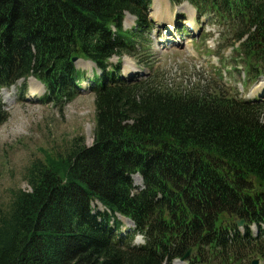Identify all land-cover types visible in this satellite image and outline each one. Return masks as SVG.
<instances>
[{
  "label": "trees",
  "instance_id": "16d2710c",
  "mask_svg": "<svg viewBox=\"0 0 264 264\" xmlns=\"http://www.w3.org/2000/svg\"><path fill=\"white\" fill-rule=\"evenodd\" d=\"M149 1L0 0V88L32 76L60 106L84 78L74 58L103 71L93 79V145L75 138L62 150L43 149L27 172L30 190L11 191L8 208L0 207V264H171L190 248L192 264L264 259V230L252 239L233 224H264V103L213 84L164 87L158 73L133 84L106 73L111 57L133 55L144 38ZM187 1L229 24L249 76L264 73V0ZM126 12L138 18L137 33L122 31ZM135 174L144 178L141 192ZM95 202L111 214H93ZM115 213L136 223L147 248L116 241Z\"/></svg>",
  "mask_w": 264,
  "mask_h": 264
},
{
  "label": "rangeland",
  "instance_id": "374dc122",
  "mask_svg": "<svg viewBox=\"0 0 264 264\" xmlns=\"http://www.w3.org/2000/svg\"><path fill=\"white\" fill-rule=\"evenodd\" d=\"M158 3H162V11L155 14L150 12L154 22L160 18L164 20L170 18L179 26L185 27L186 24L194 25L198 20L196 12L184 4L177 7L168 0H159ZM154 6L153 0L151 9ZM126 19L125 29L135 28L136 19L131 16H127ZM202 21L204 27L196 39L184 38L186 32L179 31L174 33V37L180 39L176 46L170 45L154 52L140 51L139 56L134 58L125 55L121 60L122 72H127L131 64L141 69L145 74L143 78L158 73L156 74L158 82L164 87L180 88L182 91L207 89L212 83L223 85L222 88L241 98L251 96L250 92L253 94L258 90L264 91L263 78L257 83L251 82L246 75L244 63L241 60L235 61L236 53L232 47L234 41L228 31V23L213 22L207 18H203ZM205 38L209 41L203 42ZM151 39H159L157 29H153L141 45L146 46ZM161 40L164 41L165 38L161 36ZM142 60L149 62V66L140 65L139 62ZM111 63L117 64L118 59L115 57ZM77 68L86 72L88 78L100 74L95 66L86 62L77 64ZM89 84L83 83V91H79L73 100L60 106L41 101L46 89L35 80L20 81L12 88V92L9 90L6 94H0L5 104L3 109L5 120L0 121V207L8 208L11 191L30 190L27 172L34 161L42 158L43 149L50 150L55 147L62 150L75 138L83 139L87 147L93 145L97 123L95 96L90 90L85 89ZM209 84L211 86H208ZM132 180L133 186L143 187V181L137 177ZM93 211L101 212L104 208L95 203ZM121 221L128 230L133 228L129 222ZM139 242L143 244L141 240ZM250 263L247 261L244 264ZM258 264H264V261H259Z\"/></svg>",
  "mask_w": 264,
  "mask_h": 264
},
{
  "label": "bare ground",
  "instance_id": "6f19581e",
  "mask_svg": "<svg viewBox=\"0 0 264 264\" xmlns=\"http://www.w3.org/2000/svg\"><path fill=\"white\" fill-rule=\"evenodd\" d=\"M159 2V0H156V5H155V10H156V12H159V10L161 9V6H160V4L158 3ZM163 2V1H162ZM162 4V3H161ZM167 5V4H166ZM168 25H170V27L171 28H173V21H171V20H169V22H168ZM129 72H132V69L129 71ZM26 78H28V77H26ZM32 80H34V79H32ZM31 80V81H32ZM38 83V82H37ZM38 84H40V83H38ZM41 85V84H40ZM42 86V85H41ZM40 86V87H41ZM16 87V86H15ZM43 87V86H42ZM12 90V89H11ZM37 91V90H36ZM10 96V95H9ZM138 179H140L139 177H138ZM141 180V179H140ZM95 205V204H94ZM92 208V207H91ZM253 224V223H252Z\"/></svg>",
  "mask_w": 264,
  "mask_h": 264
},
{
  "label": "water",
  "instance_id": "95a60500",
  "mask_svg": "<svg viewBox=\"0 0 264 264\" xmlns=\"http://www.w3.org/2000/svg\"><path fill=\"white\" fill-rule=\"evenodd\" d=\"M76 60V59H75ZM243 223H239V225H242ZM182 261H184V259L182 260ZM254 264H257V263H254Z\"/></svg>",
  "mask_w": 264,
  "mask_h": 264
}]
</instances>
